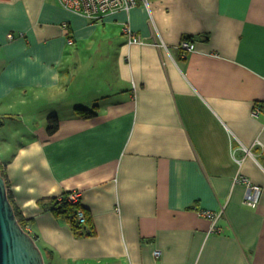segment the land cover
I'll return each mask as SVG.
<instances>
[{"label":"crops","instance_id":"obj_1","mask_svg":"<svg viewBox=\"0 0 264 264\" xmlns=\"http://www.w3.org/2000/svg\"><path fill=\"white\" fill-rule=\"evenodd\" d=\"M0 166L44 264H264V0H146L93 23L0 0ZM68 192L91 236L38 206Z\"/></svg>","mask_w":264,"mask_h":264},{"label":"built area","instance_id":"obj_2","mask_svg":"<svg viewBox=\"0 0 264 264\" xmlns=\"http://www.w3.org/2000/svg\"><path fill=\"white\" fill-rule=\"evenodd\" d=\"M57 5L64 11L71 13L73 15L80 16L86 19L88 22L93 23L101 20L104 17L113 15L117 12L128 13L131 9L136 7L138 3L146 6V0H56ZM65 27V24L63 25ZM124 32L127 35L128 44H142V40L131 33V31L126 27ZM9 39L10 35L7 36ZM68 44H71V40H67ZM182 55L186 53H191L194 50V45L191 41L186 39H181L178 46L176 47ZM261 109L259 106L254 105L251 109L252 117L256 118L260 113ZM259 145V142L256 141ZM246 153V152H245ZM243 159H234L236 165L239 167ZM234 183H243L245 185V191L243 195V204L251 209H254L259 201L260 189L256 185H252L245 178H243L239 173H236ZM79 195L75 192H68L66 196V201L70 204L79 203ZM60 199V198H59ZM202 217L211 222L210 231H215V222L221 216L222 212L213 213L210 211H205L200 213ZM77 221L80 224H84L83 215L80 211H77ZM27 230V226L25 227ZM158 253L154 252V256Z\"/></svg>","mask_w":264,"mask_h":264},{"label":"trees","instance_id":"obj_3","mask_svg":"<svg viewBox=\"0 0 264 264\" xmlns=\"http://www.w3.org/2000/svg\"><path fill=\"white\" fill-rule=\"evenodd\" d=\"M183 39L190 41V39H192V38L191 37L190 38L184 37ZM76 114L78 117L83 118V119H90L96 115L92 109L87 110V109H81V108L76 109ZM57 126H58V119L56 116L51 115V116H48L46 118L45 131H46L47 135L54 134L55 131L57 130ZM0 174H1V177L4 181L7 199H8V201L12 207L14 217H15L19 227L24 232H26L28 234L25 227L29 224L30 220L23 218L20 211L15 206V204L12 200L9 182H8L7 177H6L5 173L3 172V169L1 166H0ZM67 194L68 193H65V194H62V195L55 197V198L40 199L38 201V206L42 210H49L54 215L65 220L68 223V226H69V228H70V230L74 236H76V237L91 236L93 234V228H92V225L90 222V217L88 216L85 209H83L79 203H76V204L68 203L65 199ZM77 211H80L82 213L83 219H84V224H80L77 221V219H76ZM30 237L33 240V237L32 236H30Z\"/></svg>","mask_w":264,"mask_h":264},{"label":"water","instance_id":"obj_4","mask_svg":"<svg viewBox=\"0 0 264 264\" xmlns=\"http://www.w3.org/2000/svg\"><path fill=\"white\" fill-rule=\"evenodd\" d=\"M0 264H44L32 238L18 225L0 174Z\"/></svg>","mask_w":264,"mask_h":264},{"label":"rangeland","instance_id":"obj_5","mask_svg":"<svg viewBox=\"0 0 264 264\" xmlns=\"http://www.w3.org/2000/svg\"><path fill=\"white\" fill-rule=\"evenodd\" d=\"M46 264V263H45Z\"/></svg>","mask_w":264,"mask_h":264}]
</instances>
